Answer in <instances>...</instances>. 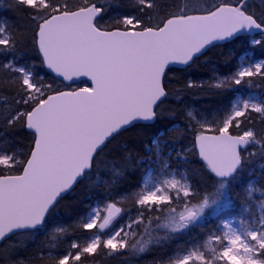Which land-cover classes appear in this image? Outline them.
Listing matches in <instances>:
<instances>
[{"label":"snow or ice","instance_id":"obj_1","mask_svg":"<svg viewBox=\"0 0 264 264\" xmlns=\"http://www.w3.org/2000/svg\"><path fill=\"white\" fill-rule=\"evenodd\" d=\"M114 6L127 10L109 15ZM9 10L21 15L0 16V264H96L153 245L150 264H264V187L246 185L233 211L237 177L264 160V0H14ZM236 42L243 54L227 73L169 88L174 66ZM193 90L232 95L211 113L168 106ZM83 185L94 206L38 241Z\"/></svg>","mask_w":264,"mask_h":264},{"label":"trees","instance_id":"obj_2","mask_svg":"<svg viewBox=\"0 0 264 264\" xmlns=\"http://www.w3.org/2000/svg\"><path fill=\"white\" fill-rule=\"evenodd\" d=\"M114 5H123L125 0H113ZM14 5V0H0V16H5L10 18V22L12 23H20L19 16L20 13L12 10H9V6ZM127 9L124 7H113L112 11L109 15H112L115 12H123ZM241 45L239 42L236 43H228L222 44L220 47L212 49L208 52L207 60L204 57H201L200 60L196 62L191 68H177L181 70H177L175 72H170L168 74V86L170 89H177L179 85L187 79L193 80H205L207 81L212 73L213 69L220 73H227L236 63L237 57L242 55ZM34 53L28 52L25 56L24 62H30L29 58L32 57ZM37 72L46 71L42 70L39 67L36 68ZM179 80V85L178 81ZM78 87V85H76ZM176 95L181 96V100L183 103H180L175 100L173 97L171 103L168 105L169 107H175L177 109H182L185 106L192 107L198 111H207L211 113L213 110L221 107L223 104H226L229 98L231 97L230 92H225L222 94H211L206 90H193L191 94L183 95L179 92ZM177 125L182 129L183 128V116H178L176 120ZM151 135V129L143 136V141L146 143ZM28 133H22L20 136V142L26 144L28 142ZM183 140V145L188 146L189 139ZM131 147L136 151L140 152L141 155L145 153L142 151V146L139 141ZM175 147L179 148L181 145L177 144ZM178 166L183 165V160H178ZM188 167H194L189 165ZM183 171H187L186 167H180ZM139 178V172H136L134 176L127 177L128 182L134 183L136 179ZM250 182H254L255 187L257 189L264 187V160H260L259 158H254L252 164L248 166L241 174L237 177L234 185H238L235 188L236 193H241L242 195L237 198V205H240V201L243 199V189ZM255 197H258L255 194ZM95 197L91 195V189L87 185L78 186L75 192L70 193L66 196V198L61 201L60 206L55 214V218L49 223L47 229L42 232L38 237V241L45 240L47 236L51 233V231L56 226L66 225V224H74L75 221L86 213L88 205L94 206ZM123 206V205H121ZM234 212L237 210L234 209ZM215 221H213L214 223ZM78 232L79 229H76ZM194 232H199V229H195ZM74 237H65L60 243L62 247H66L67 243L71 241ZM186 239V237H185ZM49 243L55 241H48ZM151 251L141 254L139 257H129L127 260H124L120 257L115 256H105L100 255L96 258V264H150V261L158 254L159 249L153 245L150 246Z\"/></svg>","mask_w":264,"mask_h":264},{"label":"rangeland","instance_id":"obj_3","mask_svg":"<svg viewBox=\"0 0 264 264\" xmlns=\"http://www.w3.org/2000/svg\"><path fill=\"white\" fill-rule=\"evenodd\" d=\"M180 171H182V172H183V170H182V169H180ZM249 184H251V185H253V186L255 187V184H254V182H250ZM249 184H248V185H249ZM255 194H256L258 197H260V194H259V192H256ZM255 199H256V200H258V198H257V197H255ZM236 210H237L236 212H238V211H239V205H237V206H236ZM162 234H163V233L161 232V235H162ZM137 238H139V237H137Z\"/></svg>","mask_w":264,"mask_h":264},{"label":"water","instance_id":"obj_4","mask_svg":"<svg viewBox=\"0 0 264 264\" xmlns=\"http://www.w3.org/2000/svg\"><path fill=\"white\" fill-rule=\"evenodd\" d=\"M174 67L183 69V66H174ZM81 83H90V81H88L86 78H82V79L80 80V82H79V81L77 82V84H81ZM83 86H84V85H83ZM83 86H82V87H83Z\"/></svg>","mask_w":264,"mask_h":264}]
</instances>
